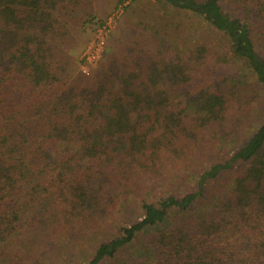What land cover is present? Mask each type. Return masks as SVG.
<instances>
[{"label": "trees", "instance_id": "obj_1", "mask_svg": "<svg viewBox=\"0 0 264 264\" xmlns=\"http://www.w3.org/2000/svg\"><path fill=\"white\" fill-rule=\"evenodd\" d=\"M158 1L197 18L195 48L174 52L142 15L96 69L71 76L82 0H0V264H36V242L58 237L80 248L93 237L86 264H264V119L242 140L221 131L227 159L213 133L245 88L264 93V0ZM199 145L195 191L148 201ZM131 200L140 219L116 224Z\"/></svg>", "mask_w": 264, "mask_h": 264}, {"label": "rangeland", "instance_id": "obj_2", "mask_svg": "<svg viewBox=\"0 0 264 264\" xmlns=\"http://www.w3.org/2000/svg\"><path fill=\"white\" fill-rule=\"evenodd\" d=\"M82 0L78 15L83 17L81 26H76V31L72 32V44L67 50L70 58L71 67L69 73L71 76L77 72L88 74L96 69L104 54L113 47L129 31L137 30V22L142 19V15H148L147 19L170 40L173 45V51L178 54H185L188 50L197 46V33L201 28L197 26V18L185 13H173L166 5L158 0ZM101 23V24H99ZM203 29L208 43L215 46L219 53L217 37L207 34ZM199 39V38H198ZM102 41L100 54L95 60H86V53L92 45ZM201 41V39H199ZM264 58V53L262 54ZM246 105H241L240 112L232 113L226 117V124L221 127H215L214 146L216 157L227 159L226 152L230 145L225 143V139L220 138L222 130L227 132L235 131V136L242 140L243 135L254 131L264 119V93L259 87H248L243 91ZM250 123L249 128L245 131L244 125ZM210 150V143H205V155L209 158L215 151ZM206 157V158H207ZM201 152V146L197 147V155L182 161L179 166L175 163L166 166L162 170V177L152 183V188L146 193L148 201H157L160 197L166 195H182L185 192L195 191V183L199 175L207 168L208 161ZM178 166V167H177ZM233 171L223 173L216 181L206 182L205 198L198 200L194 204V210L207 209L210 206L211 197L217 192V187L223 186V182H230ZM206 194V195H205ZM211 202V201H210ZM203 210V208H202ZM141 210L134 200L131 204L118 209L113 220L118 225H125L127 221L139 220ZM110 221V219H109ZM111 222V221H110ZM88 241H95L93 237L81 242V248L78 245H71L66 238L58 237L49 240H40L35 244V251L39 254L34 259L36 264H86L89 260Z\"/></svg>", "mask_w": 264, "mask_h": 264}, {"label": "built area", "instance_id": "obj_3", "mask_svg": "<svg viewBox=\"0 0 264 264\" xmlns=\"http://www.w3.org/2000/svg\"><path fill=\"white\" fill-rule=\"evenodd\" d=\"M101 45H102V41H99L98 43L92 45V47L87 51L85 55L87 61H90L91 59L95 60L96 57L98 58L100 54Z\"/></svg>", "mask_w": 264, "mask_h": 264}]
</instances>
